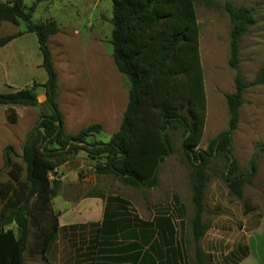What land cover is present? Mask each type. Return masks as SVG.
I'll return each instance as SVG.
<instances>
[{
  "label": "rangeland",
  "instance_id": "1",
  "mask_svg": "<svg viewBox=\"0 0 264 264\" xmlns=\"http://www.w3.org/2000/svg\"><path fill=\"white\" fill-rule=\"evenodd\" d=\"M9 0H0L8 2ZM35 0H24L29 8ZM227 0H215L207 7L195 2L199 29V52L206 94V119L197 147L206 149L212 139L228 128V108L224 94L235 89L237 71L247 85L242 96L237 128L232 133L231 153L238 164L237 173L249 175L242 196L230 192L224 175L227 159L215 154L207 165L209 176L204 194L203 221L209 225L200 245L208 264H264V83L253 84L264 63V0H229L234 6L247 5L257 9L256 22L240 37L237 70L229 65L230 29ZM112 0H42L34 9L36 23L55 20L58 32L49 37L55 68L59 75L58 105L63 114L65 132L75 134L92 123H100V134L90 137L107 142L119 129L128 102L129 82L118 70L110 43ZM20 34L0 46V92H9L47 79L41 66L42 57L35 33L27 32L23 22L15 25L0 21V36ZM37 98H46L41 86ZM16 113L15 121L7 118L9 110ZM40 106L0 105V168L4 167V151L19 159L28 132L40 120ZM173 152L159 164L154 187H134L119 177L97 174L94 164L105 157L91 159L80 150L69 157L50 178L61 181L59 193L51 200L53 212L66 215L75 203L65 198L95 190L101 196L114 195L130 202V210L149 218L151 238L164 236L161 247L168 250L176 264H194V241L190 221L195 207L192 202V166L182 148L180 130L170 131ZM254 162L252 170L251 162ZM78 171V179L74 175ZM62 173L66 179L61 180ZM85 177V179H83ZM10 178L4 168L0 182ZM0 198V207L2 206ZM168 217L164 233L157 235L159 217ZM42 224L49 220L42 218ZM111 224L114 246L131 232L122 223ZM16 230L15 225H10ZM39 237V228L31 222L29 245L24 252V264H44L43 255L32 249ZM164 244V245H163ZM115 250V249H114ZM120 253L119 259L125 258Z\"/></svg>",
  "mask_w": 264,
  "mask_h": 264
},
{
  "label": "trees",
  "instance_id": "2",
  "mask_svg": "<svg viewBox=\"0 0 264 264\" xmlns=\"http://www.w3.org/2000/svg\"><path fill=\"white\" fill-rule=\"evenodd\" d=\"M35 0L26 8L24 0L0 2V21L18 25L23 22L27 32L35 33L41 52V66L47 79L30 87L0 92V105L40 106V120L28 132L22 155L4 151L10 178L0 182V264H24V252L29 245L31 222L39 228L34 252L44 255L58 231V212L51 209V200L61 185L59 178H50L67 158L82 150L96 161L97 174H113L134 187H154L158 167L173 152L170 131L180 130L182 148L192 166V202L195 207L190 221L194 241V264H208L200 245L209 225L203 221L204 194L209 176L207 165L215 154L227 159L224 179L230 192L242 196L243 185L250 182L248 175L237 173L238 164L231 153L232 133L237 128L242 96L247 85L239 71L234 77L235 89L224 94L228 108V128L212 139L206 149L200 143L206 119V94L199 52V29L195 2L207 7L215 0H112V30L110 43L118 70L129 82L128 102L119 129L107 142L89 140L100 134L102 125L92 123L75 134L65 132L63 114L57 97L59 75L49 46V37L58 32L53 19L36 23L32 14ZM229 65L237 70L239 41L244 32L256 22L254 6L234 4L227 0ZM20 34L0 36L4 46ZM264 83V63L253 84ZM41 86L46 98L39 102L36 87ZM7 118L14 122L11 109ZM264 150V144L260 145ZM254 170V162H251ZM49 222L42 224L41 219ZM164 223L155 225L157 235L164 233L169 218L159 217ZM10 225H15L14 230ZM170 225V224H168Z\"/></svg>",
  "mask_w": 264,
  "mask_h": 264
},
{
  "label": "crops",
  "instance_id": "3",
  "mask_svg": "<svg viewBox=\"0 0 264 264\" xmlns=\"http://www.w3.org/2000/svg\"><path fill=\"white\" fill-rule=\"evenodd\" d=\"M74 175L78 179V171ZM63 179H66L64 173L61 176ZM101 195L100 191L94 189L72 198L69 194L65 195L66 199L75 203V207L69 209L68 215L58 210L57 235L43 255L44 264L177 263L167 253L169 251L161 247L163 235L161 239L157 236L151 238L149 218L133 213L130 202L126 203L123 197ZM120 220L131 234L118 242L119 247H115L111 224L119 223ZM120 253L125 258H116Z\"/></svg>",
  "mask_w": 264,
  "mask_h": 264
}]
</instances>
